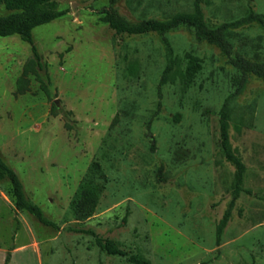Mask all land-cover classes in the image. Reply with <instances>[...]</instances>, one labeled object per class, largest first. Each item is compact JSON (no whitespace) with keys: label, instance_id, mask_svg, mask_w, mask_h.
Listing matches in <instances>:
<instances>
[{"label":"rangeland","instance_id":"rangeland-1","mask_svg":"<svg viewBox=\"0 0 264 264\" xmlns=\"http://www.w3.org/2000/svg\"><path fill=\"white\" fill-rule=\"evenodd\" d=\"M60 1L68 12L33 29L42 67L27 42L0 35V153L58 225L17 209L0 181V264H264V80L244 68L264 63V0ZM196 3L209 26L229 23L225 47L189 25L129 35L103 19L166 20ZM251 10L261 19L235 22ZM187 54L202 65L189 83ZM225 105L239 186L222 147ZM89 177L102 191L80 220L70 205Z\"/></svg>","mask_w":264,"mask_h":264},{"label":"trees","instance_id":"trees-1","mask_svg":"<svg viewBox=\"0 0 264 264\" xmlns=\"http://www.w3.org/2000/svg\"><path fill=\"white\" fill-rule=\"evenodd\" d=\"M2 6L7 13L0 15V35L12 36L17 35L23 41L30 45V49L35 57V62L39 67L43 66L42 56L38 46L33 37V29L41 24L51 22L64 16L68 9L62 7L60 0H0ZM255 18L261 19V16L250 11L249 15L243 20H253ZM103 19L109 23V26L115 31L116 34H145L149 32H157L165 34L170 30L180 26L189 25L195 28L196 34L199 38H204L211 43L218 44L225 47L228 43L225 33L229 23H224L216 27H211L207 24L204 14L196 3L195 9L190 12H178L171 18L166 20L148 19L139 23H129L121 19L116 12L106 11ZM187 66L182 73L185 82H192L194 77L200 71L202 65L201 60L193 54H187ZM170 64L168 71L164 74L163 80L174 75L176 70L174 65L176 58L170 57ZM246 70H250L259 75L264 80V63L263 62H249L245 63ZM173 71V72H172ZM27 69L24 70V74ZM20 82V81H19ZM26 88L22 83H19L18 91L24 92ZM229 113L226 105L221 111L220 129L222 147L225 152L226 158L231 161L238 170V186L241 183L242 175L245 170V165L238 155H236L230 145L229 129H228ZM94 167H98V163H93ZM7 180L11 184L12 196L17 209L26 210L33 214L41 223L47 226L57 227V223L49 219L44 213L43 209L34 201H32L26 194L23 182L21 181L18 173L5 161L0 153V181ZM102 186L94 183L92 178H85L79 185L72 201L71 211L77 219L85 220L92 216L96 210ZM230 213L227 212L217 227L218 240L221 237L222 231L229 220ZM79 231L90 233L95 237L97 245L109 254L127 255V251L120 248L115 241L110 238L103 237L91 229H78ZM9 257L6 259L8 263ZM131 261L136 258L130 256Z\"/></svg>","mask_w":264,"mask_h":264}]
</instances>
